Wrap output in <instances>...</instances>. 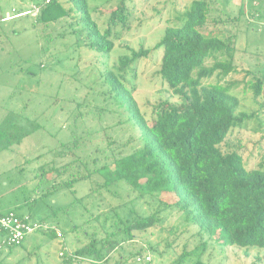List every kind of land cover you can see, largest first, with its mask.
I'll use <instances>...</instances> for the list:
<instances>
[{
	"label": "rangeland",
	"instance_id": "374dc122",
	"mask_svg": "<svg viewBox=\"0 0 264 264\" xmlns=\"http://www.w3.org/2000/svg\"><path fill=\"white\" fill-rule=\"evenodd\" d=\"M38 1L44 0H0V215L14 211L33 222L45 220L64 239L52 240L40 232L22 248L9 251L0 246V264H66L62 250L74 254L89 245L94 233L100 238L116 234L115 240L121 241L128 223L157 212V201L124 185L100 189L105 180L100 175L75 183V192L61 188L44 194L80 168L86 174L81 160H90L97 148L111 153L133 138L114 151L126 154L138 145L139 132L130 128L123 109L115 107L100 70L118 73L120 57L130 50H152L166 28L181 24L180 17L194 0H123L129 10L128 28L118 30L108 56L95 55L77 43L72 32L79 28L72 21L38 23L39 15L32 11ZM121 1L88 0L102 28ZM208 2L206 31H219L224 39L236 41V70L223 82L233 85L240 112L256 113L247 128L231 130L220 148L238 152L248 170H264V94L256 98L253 87L264 79V0ZM161 58V50L142 58L130 79L133 96L148 119L159 102H179L158 75ZM212 63L210 59L208 65ZM77 138L79 148L71 154L67 147ZM113 140L116 144L109 146ZM70 163L67 171L56 172ZM88 167L92 170L93 164ZM158 217L160 225L135 232L133 240L122 241L121 250L99 264H194L198 258L209 264H264L263 250L226 247L215 236L198 233L176 209ZM185 252L193 256L181 263Z\"/></svg>",
	"mask_w": 264,
	"mask_h": 264
},
{
	"label": "trees",
	"instance_id": "16d2710c",
	"mask_svg": "<svg viewBox=\"0 0 264 264\" xmlns=\"http://www.w3.org/2000/svg\"><path fill=\"white\" fill-rule=\"evenodd\" d=\"M34 5L39 8L38 23L45 26L56 25L62 19L72 21L79 28L72 32L78 37L77 43L95 55L111 54L115 38L119 37L118 30L128 28L129 10L123 0L108 13L105 28L94 19L88 0H49V3L44 0ZM209 16L208 0H194L180 17L181 24L166 28L152 50H130L128 55L120 57L118 73L108 68L100 70L115 107L119 111L123 109L130 128L139 132V143L126 154L114 151L126 147L133 138L111 153L97 148L90 153L93 154L90 160H81L86 174L78 169L68 181L54 183L52 191L48 189L44 196L61 188L75 192V183L100 175L105 179L100 189L121 184L138 191L140 197L154 199L159 206L155 214L128 223L123 228L125 237L121 241L115 240L116 234L108 233L100 238L94 233L89 245L74 254L62 250L60 255L66 264L107 261L115 251L121 250L122 241H131L135 232H147L160 225L158 216L174 209L185 214L186 220L198 227V233L215 236L226 247L264 251V170H248L238 152L224 153L220 148L231 130L247 128L256 113L240 112L239 100L232 93L233 85L223 82L236 70V41L230 37L224 39L219 31L207 32ZM156 50L162 52L158 75L179 102H159L148 119L135 100L130 84L135 78L137 62ZM210 59L213 63L208 65ZM97 63L103 65L99 57ZM213 77L217 78L216 82L208 83ZM263 84L264 79L253 84L256 98L263 96ZM12 139L13 136L5 148ZM115 144L113 140L109 146ZM78 148L79 138L67 151L75 154ZM89 162L93 164L92 170ZM71 165L55 170L64 172ZM54 228L34 234L42 232L54 240L59 238L58 229ZM59 239H64L63 234ZM2 240L0 234L1 247ZM25 241L8 250L22 248ZM188 256L193 254L185 252L181 263ZM194 264L209 263L198 258Z\"/></svg>",
	"mask_w": 264,
	"mask_h": 264
},
{
	"label": "built area",
	"instance_id": "2783aa9c",
	"mask_svg": "<svg viewBox=\"0 0 264 264\" xmlns=\"http://www.w3.org/2000/svg\"><path fill=\"white\" fill-rule=\"evenodd\" d=\"M46 3H49V0H46ZM32 11L38 13L39 8L34 6ZM51 227V225H46L45 222H33L29 217H20L14 211L0 215V234L3 235L2 244L4 245L3 247L7 248L18 246L30 235ZM56 232L58 237L62 238L61 232L58 230ZM145 260H150V258L146 257ZM138 261L141 262L142 258L138 259Z\"/></svg>",
	"mask_w": 264,
	"mask_h": 264
},
{
	"label": "crops",
	"instance_id": "0c3cea01",
	"mask_svg": "<svg viewBox=\"0 0 264 264\" xmlns=\"http://www.w3.org/2000/svg\"><path fill=\"white\" fill-rule=\"evenodd\" d=\"M238 4V3H237ZM11 212V211H10ZM2 215V214H1ZM21 215H23V214H21ZM28 217V216H27Z\"/></svg>",
	"mask_w": 264,
	"mask_h": 264
}]
</instances>
